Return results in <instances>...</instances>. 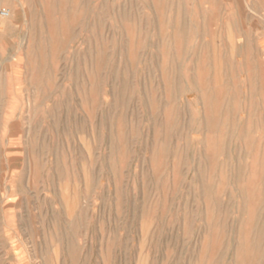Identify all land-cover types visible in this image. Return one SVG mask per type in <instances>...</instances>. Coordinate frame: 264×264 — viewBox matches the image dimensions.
<instances>
[{
	"label": "rangeland",
	"instance_id": "rangeland-1",
	"mask_svg": "<svg viewBox=\"0 0 264 264\" xmlns=\"http://www.w3.org/2000/svg\"><path fill=\"white\" fill-rule=\"evenodd\" d=\"M0 264H264V0H0Z\"/></svg>",
	"mask_w": 264,
	"mask_h": 264
},
{
	"label": "built area",
	"instance_id": "built-area-1",
	"mask_svg": "<svg viewBox=\"0 0 264 264\" xmlns=\"http://www.w3.org/2000/svg\"><path fill=\"white\" fill-rule=\"evenodd\" d=\"M0 16L5 19V18H8L9 13L7 11H1Z\"/></svg>",
	"mask_w": 264,
	"mask_h": 264
},
{
	"label": "bare ground",
	"instance_id": "bare-ground-1",
	"mask_svg": "<svg viewBox=\"0 0 264 264\" xmlns=\"http://www.w3.org/2000/svg\"><path fill=\"white\" fill-rule=\"evenodd\" d=\"M8 13H9V11H7ZM8 18H9V16H8ZM7 19V18H6Z\"/></svg>",
	"mask_w": 264,
	"mask_h": 264
}]
</instances>
